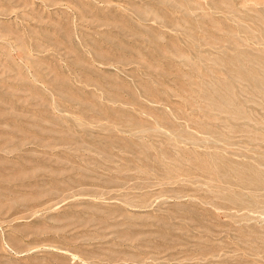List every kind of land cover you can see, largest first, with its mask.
I'll return each instance as SVG.
<instances>
[{
	"label": "rangeland",
	"instance_id": "rangeland-1",
	"mask_svg": "<svg viewBox=\"0 0 264 264\" xmlns=\"http://www.w3.org/2000/svg\"><path fill=\"white\" fill-rule=\"evenodd\" d=\"M0 264H264V0H0Z\"/></svg>",
	"mask_w": 264,
	"mask_h": 264
}]
</instances>
